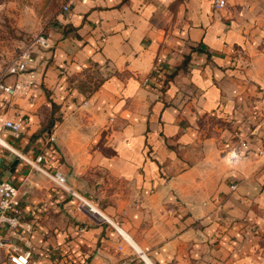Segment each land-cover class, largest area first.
<instances>
[{
	"label": "crops",
	"instance_id": "crops-1",
	"mask_svg": "<svg viewBox=\"0 0 264 264\" xmlns=\"http://www.w3.org/2000/svg\"><path fill=\"white\" fill-rule=\"evenodd\" d=\"M44 31L0 97L28 117L0 144L74 191L0 148L42 264H264V0H73Z\"/></svg>",
	"mask_w": 264,
	"mask_h": 264
},
{
	"label": "built area",
	"instance_id": "built-area-1",
	"mask_svg": "<svg viewBox=\"0 0 264 264\" xmlns=\"http://www.w3.org/2000/svg\"><path fill=\"white\" fill-rule=\"evenodd\" d=\"M72 1L65 0L61 5V10L68 11ZM226 5L227 0H214V7L218 10ZM49 47L50 43L43 29L34 33L27 42L17 47L0 72V97L2 94L13 97L28 93L39 77V63ZM157 69V66L154 65L153 70L157 71ZM27 121L26 115L7 113L0 105V129L8 130L11 135L17 137L25 129ZM0 137H2L1 133ZM0 148L12 151L57 185L74 193L60 171H51L41 165L43 160L41 154H38L34 159H29L5 144H0ZM225 155L230 163H235L241 157V154L235 149H230ZM81 201L91 211H95L93 204L84 198H81ZM30 228L24 220L19 187L8 179H0V264H42V255L37 252L27 234ZM80 230H83V227H80ZM138 252L143 257V251Z\"/></svg>",
	"mask_w": 264,
	"mask_h": 264
},
{
	"label": "rangeland",
	"instance_id": "rangeland-1",
	"mask_svg": "<svg viewBox=\"0 0 264 264\" xmlns=\"http://www.w3.org/2000/svg\"><path fill=\"white\" fill-rule=\"evenodd\" d=\"M64 1L0 0V72L18 46L27 42L40 29L45 30L49 26L53 17L62 11ZM51 116L53 122L59 120V116Z\"/></svg>",
	"mask_w": 264,
	"mask_h": 264
},
{
	"label": "trees",
	"instance_id": "trees-1",
	"mask_svg": "<svg viewBox=\"0 0 264 264\" xmlns=\"http://www.w3.org/2000/svg\"><path fill=\"white\" fill-rule=\"evenodd\" d=\"M54 107V106H53ZM53 118H52V116L51 117H49V119L47 120V126H46V128H51L52 127V125H53Z\"/></svg>",
	"mask_w": 264,
	"mask_h": 264
},
{
	"label": "water",
	"instance_id": "water-1",
	"mask_svg": "<svg viewBox=\"0 0 264 264\" xmlns=\"http://www.w3.org/2000/svg\"><path fill=\"white\" fill-rule=\"evenodd\" d=\"M18 161V159L16 158L14 161H13V164L15 163V162H17Z\"/></svg>",
	"mask_w": 264,
	"mask_h": 264
}]
</instances>
